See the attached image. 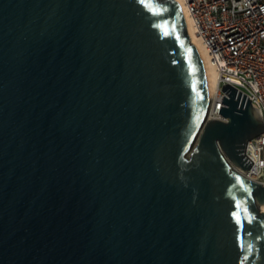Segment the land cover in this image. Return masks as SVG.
Instances as JSON below:
<instances>
[{"label":"water","instance_id":"95a60500","mask_svg":"<svg viewBox=\"0 0 264 264\" xmlns=\"http://www.w3.org/2000/svg\"><path fill=\"white\" fill-rule=\"evenodd\" d=\"M179 0H0V264H264V131Z\"/></svg>","mask_w":264,"mask_h":264},{"label":"built area","instance_id":"2783aa9c","mask_svg":"<svg viewBox=\"0 0 264 264\" xmlns=\"http://www.w3.org/2000/svg\"><path fill=\"white\" fill-rule=\"evenodd\" d=\"M206 49V63L218 71L209 118L222 117L223 83L246 93L264 117V0H181ZM187 20V18H186ZM245 153L254 161L248 173L264 183V131L250 140Z\"/></svg>","mask_w":264,"mask_h":264},{"label":"bare ground","instance_id":"6f19581e","mask_svg":"<svg viewBox=\"0 0 264 264\" xmlns=\"http://www.w3.org/2000/svg\"><path fill=\"white\" fill-rule=\"evenodd\" d=\"M180 1L181 0H179V2ZM185 16L187 18L188 31H189V35L191 37V40L199 45V47L201 48V50L205 56V59H206L207 52H206V49L203 45V42L201 41L200 37L196 33L195 28H194L193 24L191 23L189 17H187V15H185ZM207 67H208V72H209V77H210L211 90L213 93L215 88L217 87V83H218V71L216 68H214L209 63H207ZM245 175L250 177V178H253L252 173H246ZM263 209H264V206H263Z\"/></svg>","mask_w":264,"mask_h":264}]
</instances>
